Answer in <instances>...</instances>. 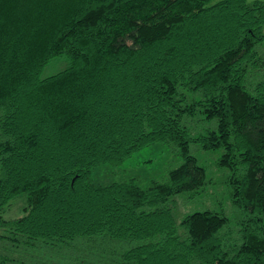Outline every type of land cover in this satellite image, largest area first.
<instances>
[{
	"label": "trees",
	"instance_id": "16d2710c",
	"mask_svg": "<svg viewBox=\"0 0 264 264\" xmlns=\"http://www.w3.org/2000/svg\"><path fill=\"white\" fill-rule=\"evenodd\" d=\"M155 143L163 181L90 183ZM193 147L232 220L175 221L212 184ZM22 195L0 264H264V1L0 0V212Z\"/></svg>",
	"mask_w": 264,
	"mask_h": 264
},
{
	"label": "rangeland",
	"instance_id": "374dc122",
	"mask_svg": "<svg viewBox=\"0 0 264 264\" xmlns=\"http://www.w3.org/2000/svg\"><path fill=\"white\" fill-rule=\"evenodd\" d=\"M217 1L219 0H215V2ZM246 1L250 3L255 0ZM65 66V58L57 57L43 69L40 78L53 76L64 69ZM192 154L198 159L199 164L207 169L212 184L205 193L194 199L187 200V196L175 198L174 203H172V213L175 221L180 223L183 217L204 210L222 212L232 220L234 212L228 200V190L222 179V172L215 170V156L203 153L194 147L192 148ZM181 162L177 150L166 144L155 143L134 153L119 164H107L97 167L91 173L90 183L95 187H106L112 183L133 182L139 187L147 189L154 182L163 181L167 173L179 167ZM24 205V195L15 198L0 212V218L10 222L21 217ZM6 233L5 225L0 223V236Z\"/></svg>",
	"mask_w": 264,
	"mask_h": 264
}]
</instances>
